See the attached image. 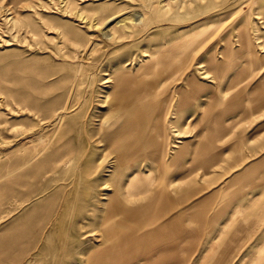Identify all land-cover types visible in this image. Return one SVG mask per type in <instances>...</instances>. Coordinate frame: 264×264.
<instances>
[{"label": "rangeland", "instance_id": "rangeland-1", "mask_svg": "<svg viewBox=\"0 0 264 264\" xmlns=\"http://www.w3.org/2000/svg\"><path fill=\"white\" fill-rule=\"evenodd\" d=\"M159 1L0 0V264H92L91 256L134 234L122 226L133 228L140 221L133 210L149 200L152 191L160 190L170 213L179 214L194 197L180 199L174 206L177 197L199 189L207 196L192 212L200 209L201 219L178 224L192 232L185 242L190 255L182 262L256 264L264 244L263 120L243 119L233 135L217 142L223 151L214 165L193 163L188 175L182 177L185 170H176L171 178L164 162L171 150L183 142L193 148L208 126L203 121L207 112L200 107L203 96L192 98V105L178 112L172 106L153 112L163 135L161 162L145 157L121 162L115 145L105 137V127L123 121L122 112L108 103L113 74L134 72L146 59L142 56L160 49L158 42L165 40L168 31L171 38H180L206 27L197 56L207 51L218 54L220 48L243 53L249 46L264 57V0H196L182 6L180 0ZM124 9L128 14L118 20L140 16L144 31L128 38L134 29L125 30L129 34L124 38L122 23H113L104 32L119 40H104L97 26ZM246 62L245 57L239 58L237 67L246 68ZM257 62L251 60V70L263 67ZM196 67L193 64L192 69ZM181 71L141 79L160 86V91H173L184 84ZM257 81L239 79L230 96L250 105L254 99L250 91ZM218 92L211 88L208 95L212 98ZM258 103L264 106V99ZM172 126L182 132V138H175ZM187 151L179 166L192 158ZM258 163L262 166L253 167ZM149 171L156 179L147 192L124 188L133 173ZM179 175L182 178L171 185ZM231 182L235 185L228 188ZM111 195L124 201L126 208L107 236L105 212ZM229 196L230 204L225 206ZM164 219L161 216L159 221L165 223Z\"/></svg>", "mask_w": 264, "mask_h": 264}, {"label": "bare ground", "instance_id": "bare-ground-1", "mask_svg": "<svg viewBox=\"0 0 264 264\" xmlns=\"http://www.w3.org/2000/svg\"><path fill=\"white\" fill-rule=\"evenodd\" d=\"M162 1L163 0L159 1V4H161ZM193 1L196 0H180L179 5L182 6V4ZM126 14H128L126 9L120 10L117 15L107 16L103 22L97 26L104 40L114 43L119 40V36L104 32V29L113 23L119 25L122 23L121 27L122 31H124V38L129 34L125 30L134 29L131 36H128V38L136 37L139 34L138 31L143 30V18H140V16L137 17L136 15L137 18L134 17L132 20L129 19L130 21L126 20V22H122L125 19L118 20L121 16ZM168 29H172L173 31L176 30L174 27ZM205 29L207 28L202 26L198 27L180 38H171L168 31L165 40L158 42L157 46L162 45L160 49L153 54L150 53V55L146 54L142 56L141 58L144 57L146 59L139 62L134 72L123 70V72H116L113 74L111 78L113 85L112 95L115 96L113 97L111 95L112 97L109 98L110 100L108 103L111 105L113 104L117 112H122L123 121H121L118 126H116L115 121L107 124L105 127V137L110 139L115 145L121 162H128L143 157L151 158L154 162L163 160L165 149L162 143L163 135L160 131L159 117L153 116L152 114L157 110H166L169 106L174 107L176 112L186 107L193 95L194 80L197 79V76L208 78L216 81L217 84H221L224 79L236 80L238 76L247 73L244 72L245 70L250 72L251 60L258 62L264 61V57L256 55L255 52L248 49L249 46H247V50H244L243 53L226 52L223 48H220L218 54H216L215 51H207L204 56L195 55L199 39L201 40L206 36V32L203 33L202 31ZM242 57L246 58L247 67L240 69L237 66L239 58ZM197 60L198 62H195ZM193 64H196L198 67L192 69ZM180 70H183L181 72H183L182 76H184V86L187 88L189 87L191 90L189 93L183 86H178V88L173 91L167 88L160 91V86H153L152 82H146V80L144 82L141 79L147 74L171 76ZM210 72L214 73L213 76H209ZM166 93L167 99L165 96ZM171 130L176 139L181 138L182 134L179 133L177 129L172 126ZM146 148H152V150L144 154L142 151ZM40 153L41 151L36 152L33 157L38 156ZM142 174V172L133 173L129 177L127 188H138L141 184L140 180ZM111 200L112 197L110 198V201ZM110 205L111 204L106 206L105 216L108 215ZM135 241L134 243H136ZM145 242L144 244H146ZM170 260L171 257L163 259L158 258L157 262L153 260L151 264H166ZM89 262L92 264L122 263L120 259L117 261L116 257L107 258L102 255V253L91 256Z\"/></svg>", "mask_w": 264, "mask_h": 264}, {"label": "crops", "instance_id": "crops-1", "mask_svg": "<svg viewBox=\"0 0 264 264\" xmlns=\"http://www.w3.org/2000/svg\"><path fill=\"white\" fill-rule=\"evenodd\" d=\"M257 63L262 64L263 67H257V69L252 68L249 73L243 74L234 81H232L231 79H224L221 84H217L216 81H213L211 79L197 76V79L194 80V89L191 99L193 98L194 100H198L201 96H203L201 99L204 102L200 104V107L207 112L203 118V121L207 122L208 126L205 125L203 132L199 134L200 138L198 142L193 148H190V146L188 148V145L183 142L181 146L174 147L175 149L171 150V157L164 161L166 162L165 168L168 170V176L170 178L172 177L171 172L176 170H185V174L182 176L185 177L186 175H188V173L194 170L193 163H197V165H214L216 163V158L219 157L218 155H222L223 151V148L216 146L217 142L222 143L229 135H233L234 128L241 120L256 117L257 119H259V121L263 120L264 125V106L259 105L261 102L255 104L256 100L264 99V61ZM243 64L244 62H241V65ZM243 77L258 78L257 83L250 91V94H252L254 98L253 101L251 100L252 102L250 103V105L242 104L239 98L230 96L229 94L230 89L237 88L238 80ZM183 87H185L184 89H186L188 93L191 91L190 88H187L186 86H184V84ZM215 87L219 90V94L211 98L210 95L207 94L209 93V91H211V88ZM190 100L184 108H188L192 105L190 103ZM210 113H212V115L209 116ZM214 113L215 115H213ZM211 117L212 120L210 119ZM256 126L257 125H255L254 128ZM178 132L182 134V132ZM258 134L261 135V133L259 132ZM186 151L189 152V154H192V158L185 160L184 164L182 166H179L181 157ZM261 166L262 163L253 165V167L258 168ZM240 176H242V174ZM174 177L171 181V185L173 186H175L176 181H179L182 178L180 175L177 179H174ZM154 179L156 178H154V175L151 171H149L148 173H143L140 180L141 184L138 188H136V190H138L139 192H147L149 188H151ZM224 183L225 182L223 180V182L219 184L218 187H222ZM234 185V182H231L228 185V188H232V186ZM124 188H127V183ZM201 190L202 189L192 192V194H190L188 197H177L174 202V206L176 202H179L180 199L183 202L185 198L194 197V200L192 202H190L186 206H182V209H180V211H182L183 213L181 212L179 214L170 213L167 206L168 202L166 201V198L162 196L160 190L152 191L149 200L144 202L141 207H137L133 210L135 219L137 220L138 216L140 218V221L134 223L133 228H129V226H122L123 231L130 230L131 233L134 234L131 237H121L113 245L106 246V248L100 251V253H102V255L106 256L107 258L116 257L117 261L120 259L122 262L121 264H131L132 262H134V264H151L153 260L157 262L158 258L163 259L166 257H171V260L166 264H182L183 262L181 258L190 255V253H188L189 248L186 246L185 242L190 239V236H192V232L190 228L183 229L182 225L178 226V224H181V222H186L188 221V219L193 221L201 219L202 212L200 209L196 211L194 210L195 212H192L193 208H198L205 202L207 195L205 192L200 193ZM111 197L112 195L108 198L106 204V206L111 204L108 211L107 229H105V233L107 236H110L114 232L115 228L113 227L115 226V224H117L116 220L117 218L121 217L120 213L125 211L124 209L126 208V204L124 201L119 199H112L110 201ZM229 199L230 196L225 198V206L230 204L231 200ZM153 203H155L154 206H152ZM155 210L157 212L153 216ZM161 216L163 218L165 217V223L159 221ZM141 217H143L144 219H141ZM219 217L220 216H215V218ZM184 218L187 219L184 220ZM144 226L146 227V229H143ZM234 238L235 237H233L232 239ZM134 241L136 243H134ZM172 241H178V243L174 244ZM144 242L146 244H144ZM256 259V264H264V244L259 249Z\"/></svg>", "mask_w": 264, "mask_h": 264}]
</instances>
